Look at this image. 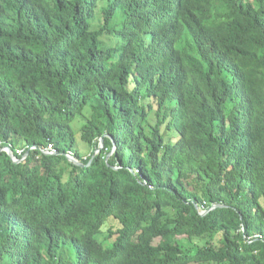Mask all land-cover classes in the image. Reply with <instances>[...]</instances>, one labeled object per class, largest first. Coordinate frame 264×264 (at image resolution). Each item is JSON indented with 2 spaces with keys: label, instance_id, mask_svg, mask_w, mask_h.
I'll list each match as a JSON object with an SVG mask.
<instances>
[{
  "label": "trees",
  "instance_id": "16d2710c",
  "mask_svg": "<svg viewBox=\"0 0 264 264\" xmlns=\"http://www.w3.org/2000/svg\"><path fill=\"white\" fill-rule=\"evenodd\" d=\"M5 147L0 264H264V0H0Z\"/></svg>",
  "mask_w": 264,
  "mask_h": 264
},
{
  "label": "water",
  "instance_id": "95a60500",
  "mask_svg": "<svg viewBox=\"0 0 264 264\" xmlns=\"http://www.w3.org/2000/svg\"><path fill=\"white\" fill-rule=\"evenodd\" d=\"M112 140H113V144H114V148H113V151L109 153V155L107 156V161L109 160V158L113 155L115 149H116V141L114 140L113 137H111ZM101 145L102 147L104 148V138L101 139ZM102 147H99V149H97L95 151V154L93 156V158L97 155V153L102 149ZM3 150H7V152L9 153V155L13 158V160H15L16 162H21V159H17L13 153V150L10 148V147H5V148H1L0 149V152L3 151ZM48 154V153H47ZM52 154H59L58 152H55V153H52ZM26 156V155H25ZM68 159L77 164V165H82L83 166V163L78 160L77 158H75L74 156L72 155H67ZM25 158V157H24ZM23 160V159H22ZM92 161V160H91ZM91 161L89 162V164L91 163ZM219 206H222V205H214L212 208L208 209V210H205L203 211L201 214L202 215H206L209 211H211L212 209H215L216 207H219Z\"/></svg>",
  "mask_w": 264,
  "mask_h": 264
},
{
  "label": "rangeland",
  "instance_id": "374dc122",
  "mask_svg": "<svg viewBox=\"0 0 264 264\" xmlns=\"http://www.w3.org/2000/svg\"><path fill=\"white\" fill-rule=\"evenodd\" d=\"M100 147H102L101 143H100ZM101 150H104V148L102 147ZM101 150H100L97 154H99V153L101 152ZM113 240H114V239L107 240V241H105V244L110 245V243L113 242ZM157 242H158V239L156 240L155 243H157Z\"/></svg>",
  "mask_w": 264,
  "mask_h": 264
},
{
  "label": "built area",
  "instance_id": "2783aa9c",
  "mask_svg": "<svg viewBox=\"0 0 264 264\" xmlns=\"http://www.w3.org/2000/svg\"><path fill=\"white\" fill-rule=\"evenodd\" d=\"M45 152H49V153H53L55 152L56 150L53 148L52 145H49L47 149L44 150Z\"/></svg>",
  "mask_w": 264,
  "mask_h": 264
},
{
  "label": "clouds",
  "instance_id": "9594fccd",
  "mask_svg": "<svg viewBox=\"0 0 264 264\" xmlns=\"http://www.w3.org/2000/svg\"><path fill=\"white\" fill-rule=\"evenodd\" d=\"M33 148H37V146H34ZM45 149H47V148H44V149L42 148L41 150H42L44 153H46V154H47V153H48V154H52V153H49V152H45V151H44ZM55 152H57V151H55ZM55 152H53V153H55ZM67 155H72V154H67ZM72 156H74V155H72ZM75 158H76V157H75ZM91 162H92V161H91Z\"/></svg>",
  "mask_w": 264,
  "mask_h": 264
}]
</instances>
